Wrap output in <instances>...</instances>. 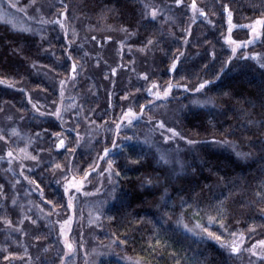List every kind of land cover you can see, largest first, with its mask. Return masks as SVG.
<instances>
[{"label":"trees","instance_id":"trees-1","mask_svg":"<svg viewBox=\"0 0 264 264\" xmlns=\"http://www.w3.org/2000/svg\"><path fill=\"white\" fill-rule=\"evenodd\" d=\"M43 1L18 3L30 10ZM192 3L182 0L153 18L145 0L52 1L47 14L65 15L67 36L55 21L45 23L40 30L25 31L0 16V118L6 111L29 114L30 93L57 100L59 79L70 78L69 86L89 119L101 123L107 113L112 120L117 119L127 89L134 109L144 115L149 112L157 118L167 108L174 113L177 107L179 135L195 143L193 152H184L187 168L175 173L159 145L150 140L145 119H137L120 131L124 137L121 144L102 160L113 162L117 190L100 213L103 232L99 239L111 240L121 257L101 256L95 264H239L230 245L240 236L247 244L264 238V67L244 57V48L234 55L225 42L228 12L240 25L264 20V0H195V13L190 10ZM82 30L103 38H125L132 49H153L145 53L156 55L154 77L162 87L173 85L171 95L152 96L147 81L138 79L129 63L126 87L113 96H103L105 105L100 103L97 85L87 72V56L76 43ZM233 35L247 38L248 31L237 27ZM247 49H264V24L261 41ZM177 58L172 71L170 66ZM74 62L78 77L72 79ZM204 81L209 83L199 88ZM198 94L211 102L190 103ZM39 118L27 123L32 133L46 135L44 139L37 135V145L54 152L63 163L68 158L67 148L71 149L72 165L79 174L102 155L100 139L88 138L77 145L75 128L51 115ZM55 133L64 134L67 148L55 147ZM7 165L0 162V189L4 192L0 224L2 220L17 224L22 217L20 202L5 175L9 174ZM27 176L42 188L40 199L62 206L64 193L53 179L51 163L29 170ZM198 224L202 227L195 233L189 231L188 227ZM36 235L48 244L43 254L47 261L41 264H59L61 253L54 251L55 236L42 220ZM25 248L23 233L1 224L0 264H23L13 259L22 257ZM255 264H264V257L257 258Z\"/></svg>","mask_w":264,"mask_h":264},{"label":"rangeland","instance_id":"rangeland-1","mask_svg":"<svg viewBox=\"0 0 264 264\" xmlns=\"http://www.w3.org/2000/svg\"><path fill=\"white\" fill-rule=\"evenodd\" d=\"M52 1L55 2V0H44L42 3L36 5L34 9L30 8L28 10L23 9L18 0H0V16L13 27L25 31L32 29L40 30L44 27L45 23L50 21L63 25L62 28L66 30L64 14L53 13V17H49V14H47L52 9ZM145 2L150 10L155 8L157 13L167 6L177 4L176 0H166L165 3L155 0H145ZM11 3H14L16 7H11ZM190 10L195 13L192 7H190ZM257 20L263 19L259 18L248 24L240 25L234 21L231 14L232 27L230 30L228 24L225 42L231 49L236 48L234 55H237L238 51L244 48L246 49L244 57L252 58L264 67V49L257 51L247 49L262 39V24H257ZM249 25L256 28L258 35L253 34L252 27H249ZM237 27L247 29V38H237L233 35V30ZM67 35L68 32L66 30ZM76 39L77 45L84 49L87 56L89 65L87 72L97 85L101 99L100 103L105 105L106 100L103 96H113V94L115 95L122 88L126 87V81L129 76L126 69L129 63L132 65L136 77L138 79L143 77V80L147 81L146 88L150 90L152 96L167 98L171 95V91L168 96L165 97L163 95L168 86L162 87L154 77L157 70L156 55L153 52L145 53L153 49H141L140 47L141 50L132 49V47L125 44V38H103L96 33L91 34L84 30L80 31L79 35H76ZM229 41L234 43H230ZM148 48L152 47L149 46ZM128 55L131 56L130 60L126 59ZM174 62L177 65L178 60ZM171 66L170 69L172 70ZM113 69H115V72H113ZM70 76L72 79L78 77V66L76 72H72ZM69 80L71 79H59L56 87L58 90L57 100L49 98L44 94L30 93L28 95L29 114L14 115L12 111H6V116L0 118V137H2L0 138V162H7L8 164L5 168L9 174L6 172L5 175L11 182L16 199L20 202V212L22 214L17 224L4 220H2L3 223L1 224L2 227L21 231L26 246L25 254L22 257H14L13 260L15 262L41 264V261H47V255L43 256V254L48 250V244L36 235L39 220H42L48 231L55 236L56 248L54 251L57 250V252L61 253L59 264H95L101 256L115 255L121 257V254H118L114 250L111 240L104 241L99 239V234L103 232L99 225L100 213L106 205L113 201L117 190V182L114 178L113 169L111 172L106 171L108 163H102L103 159L100 157L103 156L105 148L111 151L115 148L113 147L114 141L116 147L121 144L124 137L120 134V131L130 127L137 119H145V122L149 123L147 130L149 131L150 140L159 145L163 157L175 173L183 172L187 168L184 152L194 151L195 143L188 142L191 140H185L181 135L173 137L172 133L168 132V129L171 128L179 133L175 114L177 107L174 113L172 109L167 108L161 116L160 114L158 115L160 119L149 112L147 115H144L142 112H137L134 109V99L126 89L122 96L119 117L112 120L107 113L103 115L104 119L100 123L83 115L85 111L81 107V101L76 96V92L70 88ZM61 81L64 82L63 85H61ZM157 92L160 93L159 96L156 95ZM210 102L211 99L206 95L198 94L190 103L203 105ZM33 105H35V108ZM58 108L60 110L59 116L55 115ZM129 108H132L137 113L131 123L127 119L121 120L123 113ZM161 109L159 112H161ZM46 115L60 119L66 127L75 128L79 137L76 138L77 145L82 144L88 138L91 140L93 138L101 140L102 155L96 158L92 166L83 174H79L73 168V153L71 149L67 148L64 134H54L57 137L55 147L62 139L64 140L65 148H67L68 158H66L64 163L56 158L54 152L47 151L45 148L37 145V135L39 134L43 139L46 135L41 132L32 133L27 123L32 118L37 119ZM161 121L165 125L163 128L160 127ZM117 124H120L119 138L116 130ZM117 138L118 140H116ZM21 149H24V151H21ZM9 151L12 152L11 157L8 156ZM31 156H35L36 159H31ZM45 163L52 164L54 169L53 179L63 190V204L61 207L49 203L46 199H40L38 195H42V188L27 176L29 170H35ZM56 165L60 167L57 168ZM85 173L89 174L85 177ZM73 178H75V181L81 187L79 190L70 188L66 194L64 191L65 185ZM69 196L72 197L71 208L68 207ZM3 200L4 192L0 189V206ZM66 221L68 223H65ZM188 229H192V232L195 233L199 228L197 225H193L191 228L188 227ZM261 240H264V238L247 244L246 238L240 236L234 242L240 248V251L236 252L239 264H255L257 258L264 257V255L256 254L264 252V249L258 243ZM67 244L72 245L71 250L67 247Z\"/></svg>","mask_w":264,"mask_h":264},{"label":"snow or ice","instance_id":"snow-or-ice-1","mask_svg":"<svg viewBox=\"0 0 264 264\" xmlns=\"http://www.w3.org/2000/svg\"><path fill=\"white\" fill-rule=\"evenodd\" d=\"M176 3H177V4H180V3H181V0H176ZM11 7L15 8L16 5H15L14 3H11ZM146 7H147V5H146ZM191 7H192V9H193L194 12L197 11V6H196V3H195V0H193V3H192V5H191ZM201 14H203V13L201 12ZM150 15H151L153 18H155L156 15H157V10H156L155 8H152ZM228 21H229V26H230V30H231L232 24H231V13H230V12L228 13ZM256 23H257V24H264V20H257ZM61 26L63 27V25H61ZM249 27H252V26L249 25ZM252 31H253V34H254V35H258V33H257L255 27H252ZM229 42H230V43H234V42H232V41H229ZM148 43L151 44L152 41L149 40ZM232 51H233V54H235V52H236V48H233ZM178 59H179V58H177V60H178ZM171 67H172V70H175V68H176V62H174V63L172 64ZM76 68H77V65H76V63L74 62V63L72 64V69H71V71H72L73 73H75V72H76ZM113 72H115V69H113ZM145 78H146V77H145ZM0 82H2V81H0ZM63 83H64V82L61 81V85H63ZM207 83H209V81H204L202 84H200L199 88H203ZM177 86H179V85H177ZM154 87H155V85H154ZM172 87H173V85H172V84H169L168 87H167V89L163 92V95H164L165 97L169 95V93H170ZM197 90H199V89H197ZM61 94H62V93H61ZM156 95L159 96L160 93L157 92ZM33 107L35 108V105H33ZM143 107H144V106L142 105V106H141V111H143ZM59 112H60V110H59V108H58L57 111H56V113H55V115L59 116ZM136 115H137V113L134 112L132 108H129L126 112L123 113V116L121 117V120L127 119V120L129 121V123H131V122H132V119H134V118L136 117ZM160 127H161V128L165 127V125H164V123H163L162 121L160 122ZM119 129H120V124H117V125H116L117 134L119 133ZM168 132L172 133V136H173V137L179 135V133L176 132L175 129H171V128H169V129H168ZM0 138H2V137H0ZM188 142H189V143H194L193 141H188ZM57 147H64V140L61 139V140L59 141V144L57 145ZM113 147H116L115 141L113 142ZM21 151H24V149H21ZM109 151H110L109 149L105 148V149H104V154H103V156L100 157V158L103 159L104 157H107L108 154H109ZM8 156H9V157L12 156V152H11V151L8 152ZM30 158L33 159V160L36 159L35 156H31ZM162 158H163V157H162ZM112 163H113L112 161H110V160L108 161V168L106 169V171H109V172L112 171ZM56 167L58 168V167H60V166H59V165H56ZM88 174H89V173H85V177H86ZM117 174H118V173H117ZM80 187H81V185L75 181V178H73L71 181H68V183L65 185L64 191H65V193L67 194V193L69 192V189H70V188H76L77 190H79ZM49 203H51V201H49ZM68 207H70V208L72 207V197H71V196H69ZM209 221L211 222V217L209 218ZM9 223H10V221H9ZM33 223H35V221H33ZM65 223H68V222L66 221ZM184 227L187 228V225H184ZM197 227L200 228V227H202V226L198 224ZM189 231H192V229H189ZM203 231L207 232V229L205 228V229H203ZM208 234H209L210 236L215 237L217 240L220 239V237L215 236V233H208ZM66 243H67V242H66ZM258 243H259V245L261 246V248L264 249V240H261V241H259ZM67 247L71 250L72 245H71V244H67ZM230 247H231V251H232V252H239V251H240V248H239L236 244H232V245H230ZM256 254H258V255H264V252H262V253H256ZM5 259H7V257H5Z\"/></svg>","mask_w":264,"mask_h":264}]
</instances>
